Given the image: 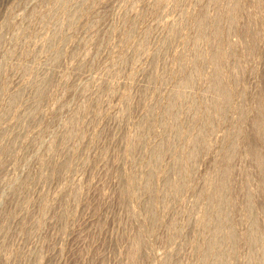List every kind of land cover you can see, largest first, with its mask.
Wrapping results in <instances>:
<instances>
[{"label":"rangeland","instance_id":"1","mask_svg":"<svg viewBox=\"0 0 264 264\" xmlns=\"http://www.w3.org/2000/svg\"><path fill=\"white\" fill-rule=\"evenodd\" d=\"M0 264H264V0H0Z\"/></svg>","mask_w":264,"mask_h":264}]
</instances>
